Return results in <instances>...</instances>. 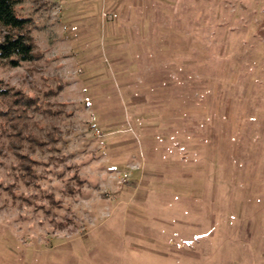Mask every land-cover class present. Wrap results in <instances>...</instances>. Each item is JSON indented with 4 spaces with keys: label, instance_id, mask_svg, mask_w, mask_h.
<instances>
[{
    "label": "rangeland",
    "instance_id": "1",
    "mask_svg": "<svg viewBox=\"0 0 264 264\" xmlns=\"http://www.w3.org/2000/svg\"><path fill=\"white\" fill-rule=\"evenodd\" d=\"M17 11L36 50L0 61V264H264V0Z\"/></svg>",
    "mask_w": 264,
    "mask_h": 264
},
{
    "label": "trees",
    "instance_id": "2",
    "mask_svg": "<svg viewBox=\"0 0 264 264\" xmlns=\"http://www.w3.org/2000/svg\"><path fill=\"white\" fill-rule=\"evenodd\" d=\"M21 0H0V61H6L14 67L35 58V43L31 35L30 18L19 15L17 6ZM0 79V92L2 90ZM24 158V157H23Z\"/></svg>",
    "mask_w": 264,
    "mask_h": 264
}]
</instances>
